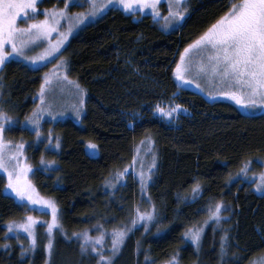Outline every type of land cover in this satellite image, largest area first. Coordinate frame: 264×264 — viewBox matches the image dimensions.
I'll return each instance as SVG.
<instances>
[{"label": "trees", "instance_id": "1", "mask_svg": "<svg viewBox=\"0 0 264 264\" xmlns=\"http://www.w3.org/2000/svg\"><path fill=\"white\" fill-rule=\"evenodd\" d=\"M235 2L187 0L188 16L169 32L148 16L135 20L114 9L85 26L59 55L69 79L87 94L81 124L45 122L39 136L18 123L37 106L48 66L5 62L0 112L13 123L5 136L26 144L32 182L56 205L60 228L50 237L49 215L5 194L0 175V264H97L98 255L82 251L81 235L121 229L127 236L112 264H168L173 257L178 264H249L264 255V193L256 190L264 173V116H245L227 102L180 90L173 78L183 50ZM63 4L42 0L38 7ZM77 7L66 8V15ZM170 99L191 113L174 127L146 110ZM135 113L143 116L140 121L131 117ZM148 141L156 154L149 182L143 186L129 171L118 180ZM90 144L97 146L95 154L86 151ZM216 203L222 206L218 221L210 211ZM153 206L154 219L147 226L137 223V208L149 212ZM29 216L37 221L35 246L21 231L8 229ZM201 228L195 246L185 234Z\"/></svg>", "mask_w": 264, "mask_h": 264}, {"label": "rangeland", "instance_id": "2", "mask_svg": "<svg viewBox=\"0 0 264 264\" xmlns=\"http://www.w3.org/2000/svg\"><path fill=\"white\" fill-rule=\"evenodd\" d=\"M41 1L42 0H37L35 13H32L30 11L28 18L25 19L23 18V16H21L17 19V25L19 27H27L29 24L33 22H38L45 19V15L43 13L47 9L42 10L40 7H38ZM63 1L64 4H68L69 6H73V5L78 6L77 7L78 11L74 15H65L60 20V24L57 25L58 31L52 32L50 36L41 37L39 40H36L32 44L25 47L23 49L22 55L14 53L9 58V60H7V61L19 60L22 63H24L26 66L34 69L48 66L47 71L43 74L42 85H44L45 88L44 100L41 101L40 90H39L36 97L37 106L35 107L34 111L30 115H28L23 121L21 120L20 123H18L23 128H26L27 130L36 133L37 131L41 132V127L45 122L58 123L69 120L76 125L81 124L82 117L85 114L87 94L86 92L83 91V89L76 81L72 82L69 79L66 73L67 70L66 63L63 60L59 59V55L67 45L69 39L74 35H76L77 33H79L85 26L97 21L108 11L113 9L120 10L121 12L127 15H132L135 20H138L141 17L148 16L153 21L157 22L160 28L166 32L178 29L183 24L185 18L188 16L187 9L185 6L187 0H155L156 2L155 9L151 7V0H149L148 7H143L141 3L137 2V0H129V2L132 4V7L127 9L123 7L118 2V0H111V2L110 0H94L98 9L94 16L91 15L93 0H63ZM69 6L67 8H69ZM64 10L66 9L64 8ZM48 11L51 12L52 10H48ZM156 13H159V15H156ZM174 13H180V15H174ZM79 15H83L84 19L78 21L76 17ZM165 17H167L168 19L166 20ZM69 26H71L70 31H69ZM60 33H64L66 39L61 37ZM61 40L62 43H59V47L56 48V50L52 51L50 55L45 54V50L51 49ZM8 50L9 51L11 50L10 46L8 47ZM207 56H208L207 51L201 52L195 48L188 54L185 60V67L187 70L185 72L184 81L177 79L176 68L174 69L173 78L176 81L179 89L196 92L199 95L203 96L209 102H227L233 105L241 114L245 116H260V115L264 116V105L258 103L255 108L244 107L242 105L236 104V102L229 97L218 95V93L221 91H229V90L239 91V89L235 86H230L228 84L221 83L220 78L218 76L213 78L211 74V68L208 65ZM41 57H43V59H41ZM180 62L181 61L179 57L177 64ZM201 62H203L205 65V69H206L205 71H201L200 69ZM2 70H5V68L0 67L1 73ZM46 77L48 82L45 84ZM197 84L200 85L199 88L196 87ZM77 85L79 87H77ZM81 101H83L82 104ZM157 105H159L161 108H165L166 110L175 107L176 105H180V109L178 110V112L173 113L172 117H164L157 111ZM77 107L80 108L79 115H77L76 112ZM40 108H45L47 110L39 112V128L37 129L35 125L29 122L28 118H30L33 115V113L37 112L38 109ZM184 109H186L187 111H184ZM146 110L150 111L154 119H157L165 123L166 125L173 127L176 126L177 122L180 120L181 117L191 115L190 111L187 108H185L183 105H181L179 100H175V99H170L168 101H161L149 107L148 109L146 108ZM131 117L136 121H140L141 117L143 116L140 115V113H135L132 114ZM0 123L4 124V128L13 125L12 122L0 121ZM130 127H133V124H130ZM3 139L5 141L4 162L8 168V171H12L13 168L17 167V161L21 166L28 165L29 170L27 171L24 179L30 182L32 189H34V191L31 192L33 198L51 201L50 199L42 196L32 182L33 167L28 159V155L26 152V144L23 142H12L8 140L5 136V130L3 133ZM21 144L23 145V149L20 150L22 154H18L15 159H10L13 153H17L18 151L17 145H21ZM86 149L88 154H95L96 149H91L89 145L88 147H86ZM155 164H156L155 149L153 144L150 141H148L145 142L140 148H138V153L135 160L126 170L127 172L129 171L133 173L135 177L144 186L149 182L151 178V174L155 168ZM49 165L50 167H53V164H49ZM127 172H125V170L123 171V173L125 174ZM141 173H143V180L141 179ZM0 175H2L6 180V187L4 189L5 194L11 196L16 202L25 205L27 208H29L32 211L38 213H46L49 215L48 221L46 222V229L49 236L52 237L53 233L60 228V224L58 221V213H57V223L52 228L51 233H49L48 225L52 222L51 209L47 208V206L44 204L31 203V201L27 199V196L21 199L15 194V192H13L11 189L7 187L8 173L4 169L0 168ZM124 175H118L116 178L120 180ZM257 179L259 180L258 181L259 184L260 177ZM152 211L153 210L149 212ZM34 221L35 223L33 224L32 227H33V234L35 236L36 233L35 227L37 221L36 220ZM140 222L143 223L145 226H147L150 221L140 220L138 218L137 223ZM15 229L24 233L32 245V237H30L27 232H25L22 228H15ZM122 230L126 232V236H127V230L126 229H122ZM200 230H201L200 233L201 238L198 244L193 243L191 236L188 235L189 241L195 246H198L202 239L204 229L201 228ZM99 237H102V239L98 241L97 238ZM81 238H82L81 242L85 246V248H87V250L90 253L98 255L97 264H106L105 261H101L100 259L101 255H103L104 257L111 258L115 256V254L118 253L119 251L118 250L117 252L113 253V248H112L113 231L109 233H105L100 230L98 234L94 236H90L89 234H84V236L81 235ZM122 244L118 246L119 249L121 248ZM93 247H95L97 251L95 252L92 251ZM168 264H177V262L172 261ZM249 264H264V255L251 261Z\"/></svg>", "mask_w": 264, "mask_h": 264}, {"label": "snow or ice", "instance_id": "3", "mask_svg": "<svg viewBox=\"0 0 264 264\" xmlns=\"http://www.w3.org/2000/svg\"><path fill=\"white\" fill-rule=\"evenodd\" d=\"M111 2V0H110ZM118 2L127 8H131L132 4L129 0H118ZM143 7L149 6V0H137ZM37 0H0V67L5 65V62L15 54H23V49L34 41L39 40L41 37L50 36L52 32L58 31L57 25L60 24V20L66 15L64 9H54L51 12L44 11L45 19L38 22H33L27 27H19L17 25V19L21 16L28 18L30 11L36 12ZM65 4V9L68 7ZM151 7L155 9L156 2L151 0ZM97 6L93 0L91 15H95L97 12ZM159 15V13H156ZM174 15H180V13H174ZM76 19L83 20V15H79ZM167 20L168 18L165 17ZM71 26H69V31ZM61 37L66 39L64 33H60ZM59 43L54 45L51 49L45 50V54L50 55L52 51L59 47ZM10 46V51L8 47ZM197 49L201 52L207 51V61L211 68V74L213 78L219 77L221 83L235 86L239 91H221L218 95L231 98L238 105L244 107L255 108L259 103L264 105V0H237L232 4L229 11L212 24L211 27L193 44H189L180 56V63L176 65V76L178 80H185V60L188 54ZM43 59V57H41ZM201 71H205V65L201 62ZM47 77L45 78V84L47 83ZM77 87H79L77 85ZM196 87H200L199 84ZM45 88L44 85L40 89V99L44 100ZM83 101H81V104ZM180 105L165 109L157 105V111L164 117H172L173 113L178 112ZM45 108L38 109L33 115L28 118L29 122L39 128V112L46 111ZM184 111H187L184 109ZM77 115L80 113V108H76ZM11 117L6 113L0 112V121L10 122ZM4 124L0 123V168L4 169L8 173V185L15 194L23 199L27 196V199L33 204H44L47 208L51 209L52 222L48 225L49 233L57 223V208L56 205L49 200L34 199L31 192L34 191L30 182L24 177L29 170L28 165H19L17 161V167L12 171H8V168L4 162V149L5 141L3 139ZM37 136L39 132L37 131ZM59 138H57L58 140ZM59 147V144H57ZM91 149H96L95 144H90ZM23 149V145H17V153H13L10 159H15L18 154H22L20 150ZM242 172H247V164ZM127 172V170H125ZM125 173H119L118 175H124ZM141 179L143 180V173H141ZM193 195L199 193L200 188L197 184L192 189ZM257 191L264 193V173L260 175V183L257 185ZM221 204H215V210L211 211V216L219 220V213L221 212ZM138 218L140 220L152 221L154 219L153 213L155 207L153 206L152 212H140L137 208ZM35 221L31 216L22 224L10 223L8 229L11 232L13 228H22L25 232L32 237V245L35 246L36 238L33 234V224ZM135 223V221H133ZM201 230L195 231L189 230L185 235H190L193 243L198 244L201 238ZM126 236L124 230L113 231L112 248L113 253L119 250L118 246L123 243ZM102 237L97 238L99 241ZM223 239V238H222ZM7 247V245H5ZM223 249V244L221 245ZM52 243L51 240L48 244L49 252H51ZM82 251L86 250L85 246H81ZM92 251H97L95 247ZM101 261H105L106 264H112V259L108 257L100 256ZM175 261V257H173ZM178 264V262H177Z\"/></svg>", "mask_w": 264, "mask_h": 264}]
</instances>
